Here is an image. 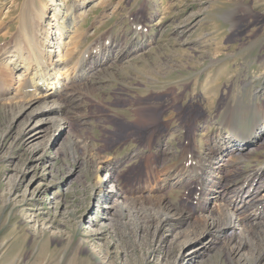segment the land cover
<instances>
[{
    "label": "rangeland",
    "instance_id": "374dc122",
    "mask_svg": "<svg viewBox=\"0 0 264 264\" xmlns=\"http://www.w3.org/2000/svg\"><path fill=\"white\" fill-rule=\"evenodd\" d=\"M51 1L0 0L2 88L27 9L55 37ZM54 1L85 2L60 92L0 106V264H264L263 218L212 227L264 185V129L224 147L264 115V0Z\"/></svg>",
    "mask_w": 264,
    "mask_h": 264
},
{
    "label": "bare ground",
    "instance_id": "6f19581e",
    "mask_svg": "<svg viewBox=\"0 0 264 264\" xmlns=\"http://www.w3.org/2000/svg\"><path fill=\"white\" fill-rule=\"evenodd\" d=\"M84 3L80 4L79 6L71 7L67 6L64 2H60L59 4H57L54 0H52L50 4H47L42 8L43 10L41 12H43L45 17L44 26H56L57 29V31L54 32L55 37H52V41L48 43V49H44V47L41 46L40 43H38L39 39L37 35L39 28L35 23L36 20L38 21L36 14L32 13L28 9L26 10V19L21 30L22 39L17 45L18 47H16L12 52L13 54L10 55V61L8 64L10 66L8 67V70L11 76L10 80L12 82H10V84H8L6 88H2V86L0 85V98L3 97L4 94L6 95V93L7 95L12 94V96L7 100L0 101V106L11 107L12 105H15L19 102L25 101V103H29L32 107H34L40 102L43 103L44 99L48 101L54 99V97L60 92L59 87L61 86H58L59 84L57 83V80H59L62 72H67L69 69V62L66 60L67 58H65L67 50L66 40L70 38L71 33L77 28L80 22L79 19L81 13L79 11L85 7ZM50 5H56L57 8L52 9L50 8ZM51 12H53V15H50ZM61 22L64 23L67 28V35L64 37V40L57 37L64 31V29L59 25ZM55 48H58V51H56ZM111 53L112 48L107 44V48H104V50H101V52L97 54V59H100V56H103L105 59L106 56H109ZM80 67L81 66H79L78 71L85 72L87 69L86 67ZM8 70L5 69L3 71ZM79 75L81 74L79 73ZM0 76H2L1 73ZM79 77L80 76L76 78ZM13 83H15V85H13ZM17 83L18 85H20V89H18V87L16 86ZM15 88H17L18 93L20 92L22 94L21 98L14 95ZM58 106L61 107L60 104ZM41 109L42 107L39 110ZM226 122H229L228 125H226L229 129V135L227 134V141H224V147L225 145H232L231 147L234 148L235 146L239 147L240 149L244 148L245 143H243L244 141L242 140V138L246 137L245 135L247 133H249L250 135H254V133H257L259 131V128L264 129V115L262 117L259 116L258 118H256L255 124L253 125L254 127L248 131H245V129L242 130L231 120ZM223 140L224 138H222V141ZM235 140H240L241 144L237 145V142H235ZM110 171H113V168H110L109 172H107V176H112V172ZM259 174L260 172L250 175L244 180V183L235 186V188L232 189L234 192V198L230 201V206L233 211L230 208H225V212L229 216L228 222L225 225H219L216 224V222L212 224V227H214L213 229H215L216 232L225 233L223 231L226 228L230 227L234 231L235 228L233 227L240 226V224L244 220L250 221L252 219H259V217L264 219V216L262 217V215L264 214V197L262 196L261 199L258 195L259 193H261L260 190H263L262 188L264 187V185L261 186L262 188H259V190L255 188V184L257 182L256 178L259 176ZM113 187L116 186L113 185ZM117 197L119 198L120 194L117 195ZM257 199H259V202L257 201L258 210L252 212V215L247 217V215H245L246 213L242 210L248 209L249 206L253 203L256 204V202L254 201ZM241 248L242 246L239 248V250Z\"/></svg>",
    "mask_w": 264,
    "mask_h": 264
}]
</instances>
